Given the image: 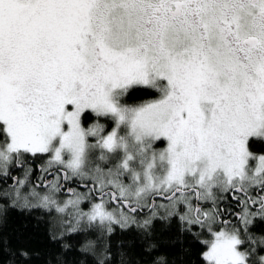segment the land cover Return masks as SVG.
<instances>
[{
	"label": "snow or ice",
	"instance_id": "snow-or-ice-1",
	"mask_svg": "<svg viewBox=\"0 0 264 264\" xmlns=\"http://www.w3.org/2000/svg\"><path fill=\"white\" fill-rule=\"evenodd\" d=\"M137 87L156 98L124 103ZM100 117L114 122L106 134ZM252 141L264 143V0H0L11 207L55 209L69 234L135 230L149 254L155 222L175 218L201 264H264V233L251 231L264 221V153ZM69 181L86 191L58 203Z\"/></svg>",
	"mask_w": 264,
	"mask_h": 264
},
{
	"label": "trees",
	"instance_id": "trees-1",
	"mask_svg": "<svg viewBox=\"0 0 264 264\" xmlns=\"http://www.w3.org/2000/svg\"><path fill=\"white\" fill-rule=\"evenodd\" d=\"M156 96L152 89L137 87L130 90L123 102L132 106ZM95 118L91 113L86 114L84 124L94 123ZM98 120L103 125L111 122L104 117ZM250 149L257 154L264 153V143L252 141ZM39 158L42 159H36ZM32 166L36 168L33 163ZM37 190L41 195L45 193V190ZM76 190L86 191L81 187ZM56 195L58 203L68 199L66 193ZM81 207L88 210L86 204ZM61 219L62 214L55 209L13 208L0 199V264H97L105 256L106 264H153L157 256H164L168 264H201V244L191 235L181 233L175 218L167 224L155 222L149 243L156 245V249L150 254L144 250L146 245L135 230L124 232L117 227L107 237L94 231L69 234L63 230ZM251 231L264 233V221L256 220ZM22 252L27 256H22Z\"/></svg>",
	"mask_w": 264,
	"mask_h": 264
},
{
	"label": "flooded vegetation",
	"instance_id": "flooded-vegetation-1",
	"mask_svg": "<svg viewBox=\"0 0 264 264\" xmlns=\"http://www.w3.org/2000/svg\"><path fill=\"white\" fill-rule=\"evenodd\" d=\"M142 102H144V101H142ZM141 102H139V104H140ZM136 105H138V104H135V105H132V106H136ZM105 118V117H104ZM107 119V118H106ZM95 122H97V118H95ZM94 122V123H95ZM41 163H43V158L42 159H36L35 160V162H33V164L34 165H36V168L35 167H33V175L30 177V180L33 182V183H36L37 182V179H38V177L41 175V173H40V171H39V165L41 164ZM21 173H22V170H20V169H14L13 170V175H21ZM49 178H51V177H49ZM8 183L10 184L11 183V180H9L8 181ZM77 187H81V188H84V187H82L79 183H77V182H75V181H69V182H67L66 184H65V188H64V190H62L60 193H66V194H68L67 193V191H66V189L67 188H74V189H76ZM39 190H45L44 188H39ZM57 194H59V193H57ZM229 199L228 200H226V202L225 203H232V204H234V202L231 200V197L229 196L228 197ZM222 207H223V205H222ZM238 209H236L235 207H233V211H237ZM234 219V218H233Z\"/></svg>",
	"mask_w": 264,
	"mask_h": 264
},
{
	"label": "rangeland",
	"instance_id": "rangeland-1",
	"mask_svg": "<svg viewBox=\"0 0 264 264\" xmlns=\"http://www.w3.org/2000/svg\"><path fill=\"white\" fill-rule=\"evenodd\" d=\"M156 98V97H155ZM155 98H152V99H155ZM152 99H148V100H152ZM148 100H146V101H148ZM146 101H144V102H146ZM125 103V102H124ZM98 122L101 124V125H103V122H101L100 120H98ZM90 125V124H89ZM86 127L88 126V125H85ZM104 131H105V134L107 133V132H109V131H111V129L115 126L114 125V122L111 120V122H110V124H106V123H104ZM106 126V127H105ZM157 148H163L165 145L163 144V143H157ZM251 150V149H250ZM252 151V150H251ZM253 152V151H252ZM68 196V195H67ZM56 198H59L57 195H56ZM63 198H64V196H63ZM67 199V198H66ZM65 199V200H66ZM64 200L62 199L61 201H59V203H62ZM111 208H112V206L111 205H109V210H111Z\"/></svg>",
	"mask_w": 264,
	"mask_h": 264
}]
</instances>
